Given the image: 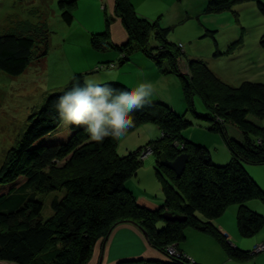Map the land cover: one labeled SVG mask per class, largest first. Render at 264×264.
Masks as SVG:
<instances>
[{"label":"trees","instance_id":"trees-1","mask_svg":"<svg viewBox=\"0 0 264 264\" xmlns=\"http://www.w3.org/2000/svg\"><path fill=\"white\" fill-rule=\"evenodd\" d=\"M115 1V12L128 41L122 45L111 42L108 19L105 31L90 36L91 48L104 53L115 51L120 55L119 66L131 62L136 53H142L156 63L162 74L178 76L190 108L193 109L192 97L197 95L206 108L205 118L214 122L215 131L224 134L232 161L226 166H217L207 148L184 139L181 133L192 122L162 101H148L144 108L132 113L134 124L128 131L152 123L159 128L162 137L125 156L116 152L121 137L108 135L93 140L83 128L61 129L53 104L74 78L82 81L85 77L76 74L63 91L50 94L42 108L32 112L26 132L8 151L0 168V261L88 264L97 243L105 241L113 228L123 222L138 226L160 251L173 245L178 250L179 244L186 240V231L194 229L216 240L231 260L250 261L254 255L233 248L212 221L220 218L230 206L238 205L237 225L241 236L250 237L264 225V217L247 206L249 201L264 205V191L244 167V164H264V128L248 118L249 115L264 117V84L245 81L233 88L202 60L192 59L183 66L184 52L180 45L167 40L169 29L163 30L158 23L139 15L130 0ZM248 1L256 2L264 16V3L259 0H209L205 13L231 11L235 4ZM76 3L77 0L58 1L67 27L74 24ZM18 27L23 28L21 24ZM18 27L17 32L0 34V70L15 77L23 75L35 60L48 55V36L52 34L46 26L41 31L40 24L28 23L25 27L28 31H19ZM151 35L158 43L155 47L150 45ZM208 35L214 36L210 31L205 36ZM38 36H43L46 48L42 57L36 55ZM260 46L264 49V35ZM108 63V67L117 64ZM102 64L96 71L106 66ZM114 83L131 87L122 81ZM227 124L238 128L243 137L241 141L227 137ZM148 147L153 151L151 155H158L159 165L172 179V183L164 181L157 172L165 199L157 210L140 206L126 185L137 176L146 159H141V155ZM184 153L189 159L183 175L178 178L163 164V158L173 161ZM39 192L64 194L52 199L53 215L47 220L42 216L43 203L37 199ZM165 211L178 213L186 217V221H165L162 216ZM181 255L179 260L173 259L167 264H194Z\"/></svg>","mask_w":264,"mask_h":264},{"label":"rangeland","instance_id":"rangeland-1","mask_svg":"<svg viewBox=\"0 0 264 264\" xmlns=\"http://www.w3.org/2000/svg\"><path fill=\"white\" fill-rule=\"evenodd\" d=\"M58 1L0 0V34L17 32L15 28L19 24L23 26V28L18 27L19 31H28L29 29L25 28L28 23L38 26L40 24L41 31L43 26L52 31L48 36L50 37L48 55L42 57L46 48L43 44V36H38L36 39L39 48L36 55L42 58L32 62L23 75L10 76L0 70V168L8 151L17 145L26 132L27 120L32 112L40 110L50 94L63 91L75 71L85 77H99L106 71H113L117 73L116 82L122 81L132 87L141 81H151L154 84V94L149 101L171 102L173 106L169 104L178 114L185 115L192 122L182 131V137L194 145L207 148L215 165L226 166L231 163L233 155L224 134L215 131L214 122L205 118L206 108L197 95L192 97L193 109L190 108L181 80L175 74H162L156 63L141 56V53L133 55L132 62L124 66L115 64V67H108L109 63H105L106 66L96 72L90 71V66L95 61L92 59V54L85 50L89 39L84 38L81 30L83 24H92L98 28L103 26L105 29V15L109 20L111 17L102 10L101 0H77L73 11L75 21L71 28L62 21ZM130 1L139 15L153 23H158L159 28L163 30L169 29L167 40L176 46L182 45L183 66L192 59L202 60L212 72L233 88L239 87L245 81L264 84V49L260 46V40L264 35V16L259 12L256 2L238 3L231 11L215 14L221 26L217 27L214 36H205L208 28L204 24H212L211 20H206L209 16L205 13L209 0ZM259 1L264 3V0ZM111 16L115 19L119 18L116 12ZM150 45L152 47L158 45L154 35L150 36ZM137 56H140L141 60ZM163 62L165 64V61ZM184 69L186 70L185 67ZM248 118L264 128V117L249 115ZM65 127L67 126L60 128ZM225 127L228 138L242 140L238 128L231 124ZM160 137L162 134L156 125L143 124L118 140L116 152L119 156H125ZM244 167L257 184L264 186V164H244ZM157 172L164 181L172 183V179L159 165L158 155L149 154L137 176L126 183L137 200L151 198L150 196L157 194L163 196L162 181L158 178ZM55 195L62 197L64 194L37 193V199L44 206L42 212L44 220L53 215L50 205ZM160 207L150 210H157ZM258 213L264 217L263 213ZM234 224L236 225V219ZM161 225L164 226V223L162 222ZM189 231H194L196 236L189 235L184 244L198 254V258L201 259H198L199 264H237L230 261L228 254L212 240H203L197 236L195 230ZM235 238L239 245L230 238L232 247L250 250L253 254L257 246L264 244V225L250 237L239 234ZM174 247L177 249L176 246ZM174 247L161 251L170 261L174 259L172 255L175 253V249H172ZM253 255L247 264H264V251ZM0 264L11 263L0 261Z\"/></svg>","mask_w":264,"mask_h":264},{"label":"crops","instance_id":"crops-1","mask_svg":"<svg viewBox=\"0 0 264 264\" xmlns=\"http://www.w3.org/2000/svg\"><path fill=\"white\" fill-rule=\"evenodd\" d=\"M101 2L103 3L102 10H105V12L109 14L111 17V20L109 22L111 42L114 45L125 44L128 41V35L122 25V21L119 18L115 19L111 16L112 13L115 12L116 1L115 0H101ZM206 16H209L208 18H206V20H211V23H212L211 25L204 24L208 28V30L206 31L213 32L214 34L215 31H217V27L221 26V23L219 19L215 17V14H208ZM105 17H106V20L109 19L107 15H105ZM82 26L83 28L81 30V34H83L84 38L88 37V39L90 40V36L92 34L101 33V31L103 30L105 31L107 27V23L105 25V29H103V26H99L98 28L92 24L90 25L83 24ZM87 45L88 46L87 48H85V50H87L88 53L92 54V59L95 61L93 62V64H91L90 71L96 72L97 67L100 66V64L102 63L105 64V63L114 61L115 63L118 64L119 59H120V55L118 53L114 51L112 52L108 51L105 53L98 52L94 50L93 48H91L89 43ZM137 54L138 53H136L135 55ZM141 56H144V55L142 54ZM137 58L141 60L140 56H137ZM77 73L78 72L75 71L73 74H71L72 75L71 79ZM165 103L168 104L173 110L175 109L172 107L173 104H171V102H165ZM258 185L264 190V186L262 184H258ZM150 197L151 198L147 197V198H142L141 200H137V203L140 206L146 207L148 209H155L164 204V200H165L164 195L161 197L157 194L155 196H150ZM247 206H249V208H251L252 210L256 212H260L264 214V209H263L264 205L260 203L259 201H249L247 202ZM229 208L220 218L213 220L212 224L224 236V238L226 239L228 243L232 245L231 241L229 240L231 238L233 241H235L239 245V242L235 238L240 234L238 225H237L238 207H231L230 211H228ZM227 212H230V213H227ZM235 219H236V225L234 224ZM189 230H194V229H189ZM189 230L186 231L185 242L188 240L189 235L192 237L196 236L193 233L194 231H189ZM195 232H197V236H200V238H202L203 240L205 239L212 240L216 244V246L218 245L220 248H222L220 244L216 240L211 238L210 236L204 234L203 232H199L197 230H195ZM233 248H238L240 250H243L242 248H239L237 246H234ZM178 251L181 252L189 260H191L192 263L199 264V261L201 259L198 258L197 256L198 254H196L194 251H191V249L188 248L186 244H184V242L179 244ZM222 251L224 252L223 248H222ZM243 251H250V250L244 249ZM230 261L235 262L237 264H244V263L247 264L250 262L248 261V262L240 263V262L233 261L231 259ZM168 262H170V260L165 256L163 252L156 249L151 244L148 236L138 226L130 222H123V223L117 224L113 228L109 237L105 239V241L100 240L97 243L94 249L93 256L91 260L88 262V264H167Z\"/></svg>","mask_w":264,"mask_h":264},{"label":"clouds","instance_id":"clouds-1","mask_svg":"<svg viewBox=\"0 0 264 264\" xmlns=\"http://www.w3.org/2000/svg\"><path fill=\"white\" fill-rule=\"evenodd\" d=\"M116 79L113 71L99 77L86 76L82 81L74 78L53 104L61 126L83 128L93 140L126 136L134 124L132 113L146 106L154 94V84L141 81L125 87L116 85Z\"/></svg>","mask_w":264,"mask_h":264},{"label":"water","instance_id":"water-1","mask_svg":"<svg viewBox=\"0 0 264 264\" xmlns=\"http://www.w3.org/2000/svg\"><path fill=\"white\" fill-rule=\"evenodd\" d=\"M188 155L181 154L173 161H166L165 157L163 158V164L170 170H172L176 176L179 178L183 175L187 163H188ZM163 219L168 222H184L186 221V217L179 215L178 213H173L171 211H165L163 213Z\"/></svg>","mask_w":264,"mask_h":264},{"label":"built area","instance_id":"built-area-1","mask_svg":"<svg viewBox=\"0 0 264 264\" xmlns=\"http://www.w3.org/2000/svg\"><path fill=\"white\" fill-rule=\"evenodd\" d=\"M146 149H147V148H146ZM146 149L143 151V153H142V155H141V159H145V158H147V156H148L149 154H152V152H153L152 149H151L150 147H148L147 150H146ZM174 246H175V245H173V246H169L168 249L171 248V247H174ZM258 248H259V249H258ZM172 249H175V247L172 248ZM262 251H264V244L257 246V247L255 248V251L253 252V254H257V253H260V252H262ZM172 255L174 256V259H175V260H179V259L181 258V256H182L181 253L177 251V249H175V253H173Z\"/></svg>","mask_w":264,"mask_h":264}]
</instances>
